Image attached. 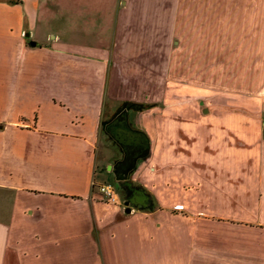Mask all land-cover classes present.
I'll return each instance as SVG.
<instances>
[{
	"label": "crops",
	"instance_id": "crops-1",
	"mask_svg": "<svg viewBox=\"0 0 264 264\" xmlns=\"http://www.w3.org/2000/svg\"><path fill=\"white\" fill-rule=\"evenodd\" d=\"M0 264H264V0H0Z\"/></svg>",
	"mask_w": 264,
	"mask_h": 264
},
{
	"label": "built area",
	"instance_id": "built-area-1",
	"mask_svg": "<svg viewBox=\"0 0 264 264\" xmlns=\"http://www.w3.org/2000/svg\"><path fill=\"white\" fill-rule=\"evenodd\" d=\"M95 185V184H94ZM99 192L103 195V198L110 201H115L117 199L115 194V189L110 183H102L96 185Z\"/></svg>",
	"mask_w": 264,
	"mask_h": 264
},
{
	"label": "rangeland",
	"instance_id": "rangeland-1",
	"mask_svg": "<svg viewBox=\"0 0 264 264\" xmlns=\"http://www.w3.org/2000/svg\"><path fill=\"white\" fill-rule=\"evenodd\" d=\"M206 78H209V72H207V76ZM105 183H110L113 185L114 189H115V193H117V191H119L120 187L116 185V182L113 178H110L109 180H106ZM127 186V185H126ZM133 187V185L130 183V185H128L126 188L128 190H130V188ZM126 190V189H125Z\"/></svg>",
	"mask_w": 264,
	"mask_h": 264
},
{
	"label": "trees",
	"instance_id": "trees-1",
	"mask_svg": "<svg viewBox=\"0 0 264 264\" xmlns=\"http://www.w3.org/2000/svg\"><path fill=\"white\" fill-rule=\"evenodd\" d=\"M131 195V191H127V198Z\"/></svg>",
	"mask_w": 264,
	"mask_h": 264
},
{
	"label": "water",
	"instance_id": "water-1",
	"mask_svg": "<svg viewBox=\"0 0 264 264\" xmlns=\"http://www.w3.org/2000/svg\"><path fill=\"white\" fill-rule=\"evenodd\" d=\"M127 204V203H126ZM126 211L128 212L129 211V208H126Z\"/></svg>",
	"mask_w": 264,
	"mask_h": 264
},
{
	"label": "flooded vegetation",
	"instance_id": "flooded-vegetation-1",
	"mask_svg": "<svg viewBox=\"0 0 264 264\" xmlns=\"http://www.w3.org/2000/svg\"><path fill=\"white\" fill-rule=\"evenodd\" d=\"M127 151H129V150H127Z\"/></svg>",
	"mask_w": 264,
	"mask_h": 264
}]
</instances>
